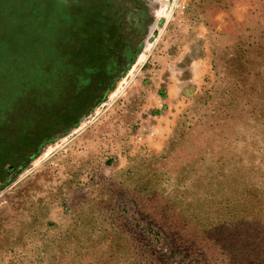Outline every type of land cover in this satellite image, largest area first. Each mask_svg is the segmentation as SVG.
I'll return each mask as SVG.
<instances>
[{
	"label": "rangeland",
	"instance_id": "374dc122",
	"mask_svg": "<svg viewBox=\"0 0 264 264\" xmlns=\"http://www.w3.org/2000/svg\"><path fill=\"white\" fill-rule=\"evenodd\" d=\"M0 264H264V0H0Z\"/></svg>",
	"mask_w": 264,
	"mask_h": 264
}]
</instances>
